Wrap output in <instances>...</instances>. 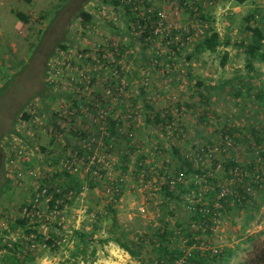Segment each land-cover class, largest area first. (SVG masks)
Instances as JSON below:
<instances>
[{"label": "rangeland", "instance_id": "rangeland-1", "mask_svg": "<svg viewBox=\"0 0 264 264\" xmlns=\"http://www.w3.org/2000/svg\"><path fill=\"white\" fill-rule=\"evenodd\" d=\"M236 5L0 0V264H264V0Z\"/></svg>", "mask_w": 264, "mask_h": 264}, {"label": "trees", "instance_id": "trees-1", "mask_svg": "<svg viewBox=\"0 0 264 264\" xmlns=\"http://www.w3.org/2000/svg\"><path fill=\"white\" fill-rule=\"evenodd\" d=\"M24 2L26 3H29L31 2V0H23ZM236 2V4H242L244 3L245 1L247 0H234ZM196 3V2H195ZM82 17H83V21H87L90 19V14L87 13V12H82L81 13ZM18 17H21L22 19H25L24 15L21 14L20 12H18L17 14ZM147 27V25H145ZM150 27V29H149ZM148 28H145V30H149L148 32L151 33L152 29H151V26H149ZM247 30L251 33L250 35V39L244 43V47H245V51H246V54L248 56H255L257 53L258 55L260 56V58L262 60H264V51H261V45L260 43L262 42L263 40V34H262V31L261 29L258 27V26H250L247 28ZM217 44H218V32L216 30H212L211 33L209 34V36L205 37L204 39H202V41L200 42V45L198 48L200 49H203V50H208V51H214L215 48L217 47ZM63 45V44H62ZM55 94H51L50 97H54ZM67 98H70V95H66ZM94 107V103L93 105L91 106V108ZM27 114H24L23 118L27 119ZM160 118H157L155 117V121H159ZM161 121V120H160ZM260 155H258V157H256V161L258 160H263L264 158V151H260L259 152ZM229 164V168H231L232 170H236V163L234 161H231L228 163ZM228 166V165H227ZM250 167H252V163L250 164ZM197 173H201L200 170H196ZM66 175H68L67 172H64ZM259 179V178H258ZM257 179V180H258ZM256 180V181H257ZM71 181L74 182V184H76V180L74 178L71 177ZM253 185L255 186H258L256 183L252 182ZM166 190V195H168L169 197L171 198H175V199H178L179 198V194L177 192H172V191H168L167 188H165ZM239 193V198L238 200H228L229 202L231 203H236L238 201L240 202H243V201H248L246 199L247 197V191H244V190H240L238 191ZM243 195V197H241ZM225 203V202H224ZM223 203V204H224ZM196 208V207H194ZM194 213H196V211H194ZM191 216V215H190ZM25 220L24 219H19L18 220V223L23 225L25 224ZM157 236L159 239H165V234L162 232V233H157ZM120 244L121 247H123L126 251H128V253L136 258H140L139 257V254L133 249L131 248L130 246H128L127 244H125L124 242H120L119 240H117ZM160 241V240H159ZM155 251L157 250L159 253V257L162 256L164 261H173L174 259H176L177 257H179L182 252H180L179 250H169V248H167L166 246L162 245L160 242L157 244V246L154 247ZM195 251H198V250H193V252ZM194 254V253H192ZM158 256L156 255L155 257H152L153 260H150V261H155L159 258H157ZM193 256L190 255V257L188 258L189 261H192V263H195V264H203L202 262V256H197V258H193ZM143 260V259H142ZM153 264V263H151Z\"/></svg>", "mask_w": 264, "mask_h": 264}, {"label": "built area", "instance_id": "built-area-1", "mask_svg": "<svg viewBox=\"0 0 264 264\" xmlns=\"http://www.w3.org/2000/svg\"><path fill=\"white\" fill-rule=\"evenodd\" d=\"M120 1L124 2V3H130L131 2V0H120ZM147 9H148L147 10L148 12L152 13V16L155 15L156 18H157L156 21L154 20L153 23L151 24V29H152L151 34L153 33L154 35H159V34L162 35V33L165 31L166 33H164V34H166V35L164 36V38L166 39V41L168 43L173 42L172 41L173 39H177L178 38V36H177L178 34H175V35L172 36L171 33L168 31L169 27L166 26V24L164 25V23H165L164 21L168 20V19H166L165 13L163 11H161V10H156L155 11L154 9L152 10L151 8H147ZM154 12H155V14H153ZM140 26H142V24H139V27ZM93 158H94V156H93ZM65 164H66V162H65ZM69 166L70 167L73 166V168L76 169L75 165H69ZM120 179H122V177H120ZM45 193H46V188L44 187V188L41 189L40 193L37 194L35 196V198L33 199L31 207L30 208H27V207L24 208V212H25L26 215H30L33 212L34 207L37 204V201H39V198L41 196H44Z\"/></svg>", "mask_w": 264, "mask_h": 264}, {"label": "crops", "instance_id": "crops-1", "mask_svg": "<svg viewBox=\"0 0 264 264\" xmlns=\"http://www.w3.org/2000/svg\"><path fill=\"white\" fill-rule=\"evenodd\" d=\"M243 4V3H242ZM242 4H237L236 6L238 7V8H240L241 6H242Z\"/></svg>", "mask_w": 264, "mask_h": 264}]
</instances>
